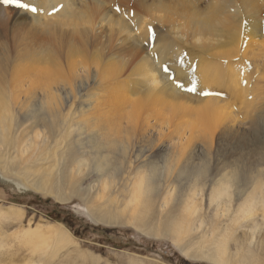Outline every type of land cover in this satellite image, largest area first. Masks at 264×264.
I'll return each mask as SVG.
<instances>
[{"label":"bare ground","instance_id":"obj_1","mask_svg":"<svg viewBox=\"0 0 264 264\" xmlns=\"http://www.w3.org/2000/svg\"><path fill=\"white\" fill-rule=\"evenodd\" d=\"M27 2L38 11L33 13L16 7L17 10L12 16L7 13L2 16L5 17V25L9 21L12 24L11 40L17 38L19 42L20 49H16L15 59L27 62L31 68L26 67L25 71L28 72H24L27 78L30 77L29 89L40 90L44 105L50 109L51 117L58 121V126L56 137L52 138L53 144L46 142L43 126L36 124L29 128V133L33 135L28 147L41 150V156L32 164H27L23 170H44V175L34 179L22 178L23 188L15 186L7 178V172L15 175V170H18L19 164L14 165V158L10 154L18 141L12 134V115L6 113L10 111L6 88L8 82L5 78L8 64L5 65L6 54H2L0 147L3 151L0 153V181L4 185L11 183L20 192L29 190L43 197H50L56 203L65 202L66 198L53 193V187L49 186V177L55 163L57 168L58 164L61 165L58 163L60 160L56 162V159L61 157L65 145L75 133L82 134V137L84 135L89 142L93 141L90 155L98 143V152L111 154L116 150L115 146L125 144L123 137L131 138L133 134L138 138L140 135L139 139H142L151 127L161 128L165 116L169 118L167 129H173L172 132L166 133L170 138L177 135L178 122L184 116L204 120L205 123L202 124L212 130L225 120L233 122L236 119L231 116L233 111L231 110L232 114L230 112L226 115V107L234 109L236 116L245 120L251 112L252 124L256 123L258 126L260 122L264 123V0ZM2 12L5 11L2 9ZM92 67L95 68L94 76L90 79L91 84L87 81L90 87L86 83L87 92L84 90L85 93H90H84L83 96L79 92H82L87 79L85 78L84 83L79 86L80 83L75 82L80 79L79 75L74 73L81 69L87 72L90 68L93 71ZM69 95H72L71 101L68 100ZM79 96L81 107H84L75 113V102ZM83 98H86V101H83ZM224 108L226 110H223ZM179 119L181 120L178 121ZM254 132L255 136L259 133L264 139V130ZM162 137L164 136H161V139ZM126 145L128 146L127 143L125 147ZM143 152L145 150L141 148L136 159L142 160ZM95 156L98 158V155ZM235 162L223 165L221 170H237ZM86 163L82 159L75 160L73 170L85 169L89 165ZM69 166L73 167L71 163ZM142 183L143 179L135 181L129 190L125 207L132 209L133 219L138 217L136 208L140 203ZM255 187L252 189L254 192L251 191V197L247 194V200H244L245 204L239 211L242 210L247 216H244V221L249 225L253 218L255 220L252 213L262 209L260 211L263 223L258 224L255 220L257 224H254L253 221L256 226H253L256 228L254 231L258 233L264 226V185L258 183ZM106 188L104 185V189ZM221 188L212 194L210 202L213 198L219 200L221 195L223 197L226 188ZM87 216L92 221H99L106 226L119 224V218L116 216L101 218L90 213ZM251 229L254 232L253 228ZM40 234L46 239L56 241V245L72 242L66 230L46 229ZM224 245H219L222 251H225ZM92 262L95 261L90 263ZM217 262L225 263L221 259Z\"/></svg>","mask_w":264,"mask_h":264},{"label":"rangeland","instance_id":"obj_2","mask_svg":"<svg viewBox=\"0 0 264 264\" xmlns=\"http://www.w3.org/2000/svg\"><path fill=\"white\" fill-rule=\"evenodd\" d=\"M17 9L14 5L0 3V58L6 54L5 78L10 102V111L6 113L12 115V134L18 141L10 152L14 165L19 164L18 170L15 175L7 172V178L23 188V179L44 175V170H23L41 156V150L28 147L33 135L29 128L36 124L43 126L46 142L53 144L58 121L51 117L50 109L44 105L40 90L29 89L30 77L27 78L24 72H28L25 68L30 66L15 59L19 42L17 38L11 40L12 24L9 21L5 25L2 14L12 16ZM93 67V71L91 68L87 71L89 74L85 69L74 73L82 80H75L79 86L87 79L81 90L83 93L79 92L83 96L90 93H85V87L91 84L95 73ZM80 96L75 102V113L84 107H81ZM68 100H72V95ZM226 108L223 109L227 111L226 115L233 111L231 116L237 120H225L212 130L202 124L204 120L184 116L178 120L181 121L177 125V135L170 138L166 135L173 129H167L169 118L165 116L162 127H151L145 139H139L140 135L138 138L131 132V138L123 137L128 146L123 143L115 146L113 155L112 152H98L99 143L90 155L93 141L75 133L65 145L61 157L56 159L61 165L58 164L57 168L55 163L56 168L49 177L53 193L66 198L63 203H56L33 191L20 192L11 183L4 185L0 181V263L220 264L217 261L221 259L226 264H264V226L259 230L262 234L254 231L255 220L258 224L263 223L262 209L258 206V211H253L255 220L253 218L250 222L255 223H250L251 226L246 225L244 219L247 216L239 211L247 194L251 197L254 192L253 187L258 183L264 185V139L263 135L257 133L255 136L254 132L264 130V123L260 122L258 128L251 122V112L245 120L236 116L234 109ZM161 136L164 137L161 139ZM141 148L145 150L143 158L136 159ZM2 151L0 147V153ZM81 159L89 164V168L73 170L74 161ZM230 162H235L238 169L221 170ZM141 179L143 190L136 208L138 217L133 219L132 209L125 206L132 183ZM223 183H229L226 184L228 187ZM218 187L226 188L225 192L230 188L223 193L225 196L221 195L219 200L213 198L215 202L211 203L213 199L210 202V198ZM89 213L101 218L116 216L119 224L106 226L92 221L87 216ZM46 229L66 230L72 238L71 244L56 245V241L40 234ZM223 243L225 251L219 247Z\"/></svg>","mask_w":264,"mask_h":264},{"label":"snow or ice","instance_id":"obj_3","mask_svg":"<svg viewBox=\"0 0 264 264\" xmlns=\"http://www.w3.org/2000/svg\"><path fill=\"white\" fill-rule=\"evenodd\" d=\"M0 3L7 5H14L24 10H29L33 13L37 12L38 9L32 5H30L27 0H0ZM194 90V89H193Z\"/></svg>","mask_w":264,"mask_h":264}]
</instances>
